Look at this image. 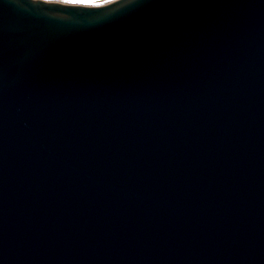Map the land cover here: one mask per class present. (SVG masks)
I'll use <instances>...</instances> for the list:
<instances>
[{"label":"water","instance_id":"95a60500","mask_svg":"<svg viewBox=\"0 0 264 264\" xmlns=\"http://www.w3.org/2000/svg\"><path fill=\"white\" fill-rule=\"evenodd\" d=\"M0 264H264V0H0Z\"/></svg>","mask_w":264,"mask_h":264},{"label":"rangeland","instance_id":"374dc122","mask_svg":"<svg viewBox=\"0 0 264 264\" xmlns=\"http://www.w3.org/2000/svg\"><path fill=\"white\" fill-rule=\"evenodd\" d=\"M75 1H77V2H88V0H75ZM97 1H99V0H91V2H97Z\"/></svg>","mask_w":264,"mask_h":264},{"label":"built area","instance_id":"2783aa9c","mask_svg":"<svg viewBox=\"0 0 264 264\" xmlns=\"http://www.w3.org/2000/svg\"><path fill=\"white\" fill-rule=\"evenodd\" d=\"M99 1H108V0H99ZM80 3H83V2H80Z\"/></svg>","mask_w":264,"mask_h":264},{"label":"snow or ice","instance_id":"6c2138e0","mask_svg":"<svg viewBox=\"0 0 264 264\" xmlns=\"http://www.w3.org/2000/svg\"><path fill=\"white\" fill-rule=\"evenodd\" d=\"M88 2H91V0H88Z\"/></svg>","mask_w":264,"mask_h":264}]
</instances>
